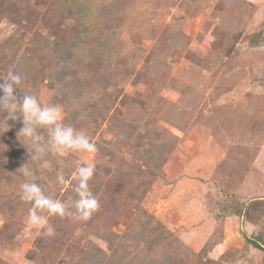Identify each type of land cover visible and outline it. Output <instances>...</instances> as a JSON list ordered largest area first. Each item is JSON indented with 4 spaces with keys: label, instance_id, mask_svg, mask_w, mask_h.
<instances>
[{
    "label": "rangeland",
    "instance_id": "374dc122",
    "mask_svg": "<svg viewBox=\"0 0 264 264\" xmlns=\"http://www.w3.org/2000/svg\"><path fill=\"white\" fill-rule=\"evenodd\" d=\"M9 72L97 151L7 120L0 264H264V0H0ZM82 164L91 217L37 208L54 232L29 225L20 186L74 212Z\"/></svg>",
    "mask_w": 264,
    "mask_h": 264
},
{
    "label": "clouds",
    "instance_id": "9594fccd",
    "mask_svg": "<svg viewBox=\"0 0 264 264\" xmlns=\"http://www.w3.org/2000/svg\"><path fill=\"white\" fill-rule=\"evenodd\" d=\"M21 82L22 77L14 72H9L7 79H0V107L5 108L9 112V116L2 122L4 126L0 128V131L6 133L10 130L11 125L7 123V120H17L16 112L19 111L24 118L23 122L25 126L17 131V139L18 137L31 134L32 129L27 126L29 118H35L36 122L48 125H57V121L62 119L61 109L57 106L42 108L36 95L29 93L18 94L17 89ZM53 139L60 151L72 149L93 154L97 151L95 144L90 141L86 134L76 133L72 127H61L57 125L54 128ZM20 170L25 175L28 174L26 172V166L22 165ZM94 171V164H82L76 169L78 177L76 195L78 199L74 201V212L68 211L69 206L65 203L43 196L37 184H22L20 186L23 192L21 199L33 202V207L29 210L27 223L37 229H44L47 234L54 232V228L50 225L49 219L37 215V208L46 209L52 215L87 221L99 207L98 201L89 188V181L93 177ZM59 179L62 182L64 177L61 176Z\"/></svg>",
    "mask_w": 264,
    "mask_h": 264
},
{
    "label": "trees",
    "instance_id": "16d2710c",
    "mask_svg": "<svg viewBox=\"0 0 264 264\" xmlns=\"http://www.w3.org/2000/svg\"><path fill=\"white\" fill-rule=\"evenodd\" d=\"M62 59H63V57H61V60H62ZM6 177H7L8 179L10 178L9 175H7ZM6 177H5V178H6ZM6 180H7V179H6ZM7 181H8V180H7ZM255 244H256V243H255ZM256 246H258V245H256Z\"/></svg>",
    "mask_w": 264,
    "mask_h": 264
}]
</instances>
